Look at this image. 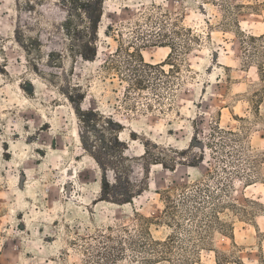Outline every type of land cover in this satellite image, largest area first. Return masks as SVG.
I'll return each instance as SVG.
<instances>
[{"label":"rangeland","instance_id":"rangeland-1","mask_svg":"<svg viewBox=\"0 0 264 264\" xmlns=\"http://www.w3.org/2000/svg\"><path fill=\"white\" fill-rule=\"evenodd\" d=\"M81 1L0 0V264H101L140 223L175 238L153 264H264V0ZM149 35L138 91L103 66Z\"/></svg>","mask_w":264,"mask_h":264},{"label":"trees","instance_id":"trees-1","mask_svg":"<svg viewBox=\"0 0 264 264\" xmlns=\"http://www.w3.org/2000/svg\"><path fill=\"white\" fill-rule=\"evenodd\" d=\"M75 4L78 6L83 3L81 0H74ZM79 8V7H78ZM91 7L89 5L87 14L85 15L87 18L91 19ZM82 20V18H80ZM84 22V21H83ZM87 24V25H86ZM82 28L79 29L78 26H74L72 23H68L69 29L66 31V35L68 37H72L75 32H78V30L85 29L87 31V38H91L92 35L97 34V27H91L93 22L90 20L86 23ZM93 28V32L90 33V31ZM141 43L140 45H137L136 47L131 46V49L129 48H123L120 47L116 53L108 58V61L105 62V65L103 66L106 71L116 70L119 67V63L124 66V69L126 70V73L128 74V84L132 86L134 89L138 91L145 90L151 81L159 79L162 76H165L166 74L162 70L161 65H151L144 61L140 47H146L149 44L157 43L158 40L155 39L154 36L149 35L148 38H140ZM92 42V41H91ZM171 46V45H170ZM171 53L168 55L169 61L173 59V50L174 47H170ZM172 68V67H171ZM171 70V69H170ZM153 89V88H152ZM126 94L129 95V91L125 90ZM166 206L165 211L161 219H165L168 221L175 222V216H176V210L177 207L173 204V200L171 199L170 195L166 194ZM148 221L147 218L141 217ZM139 221V220H137ZM139 228L137 231V237L131 236L128 229H123V233L125 236H127V239L125 240L128 245L130 246V250L132 252H135L139 254L142 258L141 264H153L155 260L163 258L164 254L168 253L169 250L172 248V244L175 241L174 236L168 237L164 241L160 240H154L147 229L144 228L143 224H138ZM108 241H113V238L108 236L106 237ZM124 241V242H125ZM123 239L118 238L117 244L118 246H108L105 249L103 253H98L100 256H104L105 259L103 260L104 263L101 264H115L118 261L122 260V256L124 253V248L122 246ZM150 256V258H149ZM113 261V262H112Z\"/></svg>","mask_w":264,"mask_h":264}]
</instances>
